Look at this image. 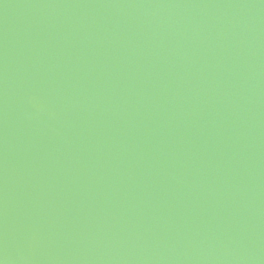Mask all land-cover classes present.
<instances>
[{"label": "water", "instance_id": "water-1", "mask_svg": "<svg viewBox=\"0 0 264 264\" xmlns=\"http://www.w3.org/2000/svg\"><path fill=\"white\" fill-rule=\"evenodd\" d=\"M0 264H264V0H0Z\"/></svg>", "mask_w": 264, "mask_h": 264}]
</instances>
